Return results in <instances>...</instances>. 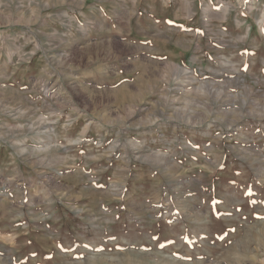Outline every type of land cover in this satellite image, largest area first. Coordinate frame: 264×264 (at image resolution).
<instances>
[{
	"label": "rangeland",
	"instance_id": "1",
	"mask_svg": "<svg viewBox=\"0 0 264 264\" xmlns=\"http://www.w3.org/2000/svg\"><path fill=\"white\" fill-rule=\"evenodd\" d=\"M0 264H264V0H0Z\"/></svg>",
	"mask_w": 264,
	"mask_h": 264
}]
</instances>
